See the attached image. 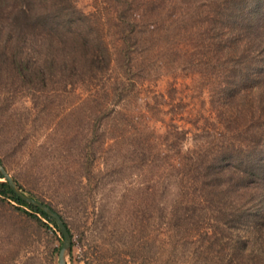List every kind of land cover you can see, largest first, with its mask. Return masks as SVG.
I'll list each match as a JSON object with an SVG mask.
<instances>
[{"label":"rangeland","instance_id":"1","mask_svg":"<svg viewBox=\"0 0 264 264\" xmlns=\"http://www.w3.org/2000/svg\"><path fill=\"white\" fill-rule=\"evenodd\" d=\"M175 1L177 7H164L162 23L154 25L152 13L141 14L138 7L139 2L149 0H131L132 9L120 0L127 12L119 14L115 0H63L54 11L59 9L62 14L63 4L75 6L79 14L73 27L46 22L45 34L39 32L36 37L27 31L20 45L11 48L19 79H9L12 84L4 89L0 83V90L12 92L18 110L11 109L13 121L0 120V156L13 177L56 207L72 227L76 243L71 264H264L260 223L246 221L247 212L236 213L233 204L250 199L203 195L194 189L195 182L183 180L180 169L184 165L180 164L188 162V155L181 158L174 143L186 151L202 144L206 133L210 145L230 137L211 100L218 79L210 61L198 62L201 54L206 56L212 50L207 45L219 40L226 12L219 6L203 5L209 0ZM195 6L201 7L198 12ZM44 10L47 15L52 12V8ZM132 20L143 24L140 35L144 34L146 45L136 48L139 54L130 71L120 54L123 34L118 31ZM155 29L156 36L149 37ZM83 31L101 35L108 44L111 85L69 81L58 92L47 82L52 63L42 61L52 60L58 47L61 55L70 54L73 60L79 58L78 53L91 52L92 45L79 36ZM258 32L264 35V29ZM52 42L56 44L50 46ZM42 44L50 48L44 50ZM3 51L11 55L8 48ZM38 74L45 83L33 82L39 80ZM122 78L135 81L134 89L123 97L127 102L124 112L130 115L136 110L137 114L130 134L123 131V137L110 140L115 144L108 146L103 141V117L91 112L103 109V88L113 87L115 79ZM258 108L259 104L253 113L243 111L249 118L253 116L255 131L261 126L264 129V113ZM243 120L247 118L239 122ZM24 123L26 135L19 137L18 125ZM181 129L188 130V137L173 139L170 133ZM140 130L142 136H150L153 157L137 155V150L129 152L135 149L134 141L143 140ZM85 142L95 155L82 167L85 151L76 149ZM34 144L40 146L32 147ZM146 244H152L151 248ZM50 247V239L40 228L8 204H0V264H54Z\"/></svg>","mask_w":264,"mask_h":264},{"label":"trees","instance_id":"2","mask_svg":"<svg viewBox=\"0 0 264 264\" xmlns=\"http://www.w3.org/2000/svg\"><path fill=\"white\" fill-rule=\"evenodd\" d=\"M62 1H0V83L3 89L5 85L9 86L12 84L8 83L9 79H19V76L14 73L19 71V67L16 64L17 59L14 58V52L11 48L20 45L25 32L28 31L37 37L39 32L46 33V22L53 25L54 21L59 23L60 26L69 28L76 24L75 21L78 18L77 14H79V11L76 10L75 6L69 8L63 4L62 8H60L62 14H59V9L54 11V8L58 7L59 2L61 3ZM115 1H117L115 11L118 14L122 10L127 12L124 4L129 5L131 9L134 7L132 3L130 4L131 0H122L124 4L120 0ZM149 1L145 3L139 2L138 7L141 10H139L141 14L152 13L151 17H155L154 25L162 23L163 11H165L164 7L167 8L169 6L173 9L177 7V1L175 0H168V4H166L165 0ZM157 2L161 4H156ZM117 5H120V8ZM203 5H206L207 8L208 6L209 8L219 6L222 9L224 8L226 12V23L223 24L222 34L217 36L219 40L216 38L213 43L207 45L212 50L210 53L206 51V56H204L205 54H201L202 56L200 55L201 57L198 58V62H206L207 64L210 61L209 65L212 66L210 68H212L214 77L218 79L211 100L217 109V115L222 117V124L228 129L230 137H226L222 142L210 145L208 144L210 135L206 133L203 135L204 142L202 144L196 145L186 151L181 147H177L178 144L176 143L173 144V147L177 149L176 152L181 158L188 155V162L180 164L184 165L180 171L183 175V180L195 182V190L203 195L213 197L249 198L250 200L239 205L237 202L233 203L235 210H237L236 213H245L246 211V221L252 222L254 225L259 222V230L264 237V129L262 126L261 128L257 126L256 131L253 130V123H251V119H254L253 116L249 118L247 113L244 112L243 114L244 109L250 110L253 113L254 109H257L258 104V111L264 113V35L258 32L264 29V0H221V2L209 0V3L205 4L203 2ZM44 8H52V12H49L47 15ZM194 8L198 12L201 7L195 6ZM82 14L86 15L85 13ZM115 19H119V17L115 15ZM183 24L186 27L189 26L185 17H183ZM142 27H144L143 24L137 23V20L126 21L119 26L118 33L120 35L123 34L121 35L123 36V51L120 54L123 55V59L126 61L129 70L131 69V64L135 61V55L139 54V51H135L137 50L136 48H145L146 45L144 34L140 35ZM183 30L186 29L183 27ZM153 31L149 37L156 36L154 34L156 33V29ZM146 33H148L147 30ZM44 34L39 35H42L41 38H43ZM79 36L85 38L83 41L84 43L86 42V45H92L93 49H91V52L83 51L80 54L78 53L77 56L79 55V58L73 60V56H70V54L61 55V48L58 47L59 51H55V57L51 53L52 60L45 59L42 61L43 63L46 61L52 63L50 70L47 68L49 73L47 82L49 84L52 83L50 84L52 85L51 87L58 92H62L64 90L62 89L63 85L69 81H73L75 85H78L80 81L88 84H96L98 81H101L104 85L111 82L109 72L113 66L111 65L112 57L107 58L109 53L111 54L110 50L107 49L109 48L108 44L105 43L101 35H91L87 31L80 32ZM52 44L55 45L56 43L52 42L50 46ZM50 46L42 44L41 48L48 50ZM5 48H8L11 55H7L3 51ZM195 48H198L197 41L195 42ZM51 51L53 52V50ZM108 62L111 67L109 70ZM41 65L36 68H40ZM36 68H32L31 70L34 71ZM38 76L39 80H35L34 78L33 82L45 83L39 74ZM55 81L56 84H53ZM113 85L111 88L110 86L103 88L105 91L103 109L91 112L94 117L97 114L102 115L103 141L104 145L107 143L106 145L108 146L109 144H115L118 138L123 137V131L127 130V133L130 134V126L134 124L135 114H137L136 110L135 112L131 111L130 115L125 114L124 107L127 106V102L123 98L127 90L134 89L135 81L127 82L126 78L115 79ZM37 87L40 86L37 85ZM40 89H38L40 92L43 91ZM51 91L46 89V92ZM11 93H5L3 90H0V120L2 119L4 123L7 118L13 121L10 116L15 114V112L11 111V109L18 110L15 108V103L18 99L12 97ZM34 101L35 104L38 103L36 100ZM114 101L116 104L110 103ZM117 104L123 107L120 108ZM28 116L31 115L29 114ZM21 117L22 115L18 119L21 120ZM242 117L247 118V120L239 122L242 121ZM247 121H249L248 126L245 127ZM98 125L100 124L98 123ZM18 126H20L18 130L19 137L26 135V123ZM98 131L99 128L95 130V132ZM139 134V137L143 140L134 141L132 145L135 149L132 148L129 152L137 150L139 151L137 155L142 153L143 157H153L154 147L149 142L150 136L148 138L147 136H142L144 134L142 130L139 131ZM170 135L173 139L179 138L180 140H184L188 137V130H175ZM27 137L28 135L23 139H27ZM88 140L93 141V138ZM110 140H115V142L111 143ZM34 146L40 145L34 144L32 147ZM81 148L85 151L82 162V167H84L86 163L92 162L90 161V155L94 156L95 150H88L89 144L87 142L84 145H78L76 150L80 151ZM157 154L161 155L160 153ZM0 161L5 166V161L1 156ZM35 161L39 160L35 159ZM35 164H40V162H35ZM0 178H3L1 173ZM14 178L25 194L46 203L61 215L72 236L73 249L76 243L74 231L70 224L66 222L65 217L50 202L38 197L34 192L25 188L17 177ZM0 204H8L13 210L24 215L45 233L51 243V247L49 248L51 260L54 264H58L62 238L57 234L59 226L56 219L41 208L20 198L12 190L8 182L0 181ZM180 205L179 203L178 207ZM259 205H261V208H259ZM55 242L57 243L56 245L54 244ZM145 246L149 249L152 244H146ZM142 249L146 248L142 247ZM137 250L141 249L138 248Z\"/></svg>","mask_w":264,"mask_h":264},{"label":"water","instance_id":"3","mask_svg":"<svg viewBox=\"0 0 264 264\" xmlns=\"http://www.w3.org/2000/svg\"><path fill=\"white\" fill-rule=\"evenodd\" d=\"M0 173L3 175V178H0L1 182H8L12 190L24 201L33 204L47 212L50 216L54 217L57 221L59 229H57L58 235L62 238V245L58 256V264H71L70 255L72 250V236L68 230L67 225L62 219L61 215L51 208L46 203L39 201L27 194H25L20 188L16 179L9 173L5 166L0 161Z\"/></svg>","mask_w":264,"mask_h":264}]
</instances>
